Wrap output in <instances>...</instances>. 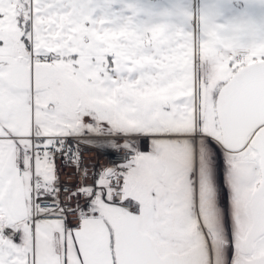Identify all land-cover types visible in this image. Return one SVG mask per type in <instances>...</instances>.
<instances>
[{
    "label": "snow or ice",
    "instance_id": "snow-or-ice-1",
    "mask_svg": "<svg viewBox=\"0 0 264 264\" xmlns=\"http://www.w3.org/2000/svg\"><path fill=\"white\" fill-rule=\"evenodd\" d=\"M0 264H264V0H0Z\"/></svg>",
    "mask_w": 264,
    "mask_h": 264
},
{
    "label": "crops",
    "instance_id": "crops-1",
    "mask_svg": "<svg viewBox=\"0 0 264 264\" xmlns=\"http://www.w3.org/2000/svg\"><path fill=\"white\" fill-rule=\"evenodd\" d=\"M89 158L94 160V157H93V156H91V157H87V156H86V160L89 159ZM64 171L70 173L71 170L66 169V170H64ZM63 177L66 178V179L68 180L67 176H63ZM70 182H73V181H70Z\"/></svg>",
    "mask_w": 264,
    "mask_h": 264
},
{
    "label": "built area",
    "instance_id": "built-area-1",
    "mask_svg": "<svg viewBox=\"0 0 264 264\" xmlns=\"http://www.w3.org/2000/svg\"><path fill=\"white\" fill-rule=\"evenodd\" d=\"M93 157H94V159H95V155L93 154L92 155ZM59 163V162H58ZM62 181H64V182H70L69 180H67L66 178H64L63 176H62Z\"/></svg>",
    "mask_w": 264,
    "mask_h": 264
}]
</instances>
